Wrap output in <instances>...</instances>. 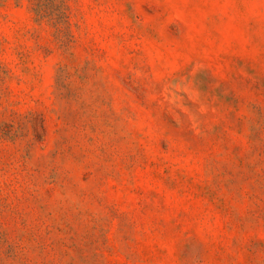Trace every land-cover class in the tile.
<instances>
[{
  "label": "rangeland",
  "instance_id": "rangeland-1",
  "mask_svg": "<svg viewBox=\"0 0 264 264\" xmlns=\"http://www.w3.org/2000/svg\"><path fill=\"white\" fill-rule=\"evenodd\" d=\"M0 264H264V0H0Z\"/></svg>",
  "mask_w": 264,
  "mask_h": 264
}]
</instances>
